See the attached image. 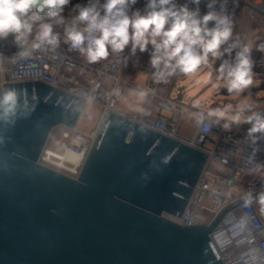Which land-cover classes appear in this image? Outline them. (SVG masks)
<instances>
[{
	"label": "water",
	"instance_id": "water-1",
	"mask_svg": "<svg viewBox=\"0 0 264 264\" xmlns=\"http://www.w3.org/2000/svg\"><path fill=\"white\" fill-rule=\"evenodd\" d=\"M4 89L18 104L0 120V264H226L213 238L248 195L208 223L164 217L181 216L207 153L107 111L73 178L37 159L54 127L76 125L83 99L39 80ZM230 95L217 87L208 107L237 104Z\"/></svg>",
	"mask_w": 264,
	"mask_h": 264
},
{
	"label": "clouds",
	"instance_id": "clouds-1",
	"mask_svg": "<svg viewBox=\"0 0 264 264\" xmlns=\"http://www.w3.org/2000/svg\"><path fill=\"white\" fill-rule=\"evenodd\" d=\"M178 4L177 0H146L143 9L133 8L137 0H81L72 6L71 21L64 16L70 0H0V40L11 36L18 47L20 60L35 53H55L61 41L70 50L78 51L89 63L120 57L127 49L150 51L151 78L156 83H167L178 74H195L207 69L205 82L213 72L217 83L228 94L239 96L254 84L251 49L239 39H232V19L226 9V0H207V11L201 13V0ZM83 25V28L80 27ZM63 28V36L56 29ZM257 50L264 53V44ZM217 62H219L217 64ZM143 102L150 89L130 90ZM109 97H121L114 88ZM18 92L0 90V120L15 113ZM188 112L202 130L213 127L231 131L233 126L249 125L247 136L256 143L264 138V111L258 110L247 99L235 105L200 108ZM131 110L144 116L149 112L139 104ZM264 172V164L256 166ZM264 212V193L258 197ZM251 202L249 194L246 203Z\"/></svg>",
	"mask_w": 264,
	"mask_h": 264
},
{
	"label": "built area",
	"instance_id": "built-area-1",
	"mask_svg": "<svg viewBox=\"0 0 264 264\" xmlns=\"http://www.w3.org/2000/svg\"><path fill=\"white\" fill-rule=\"evenodd\" d=\"M177 3H188L190 8L195 7L190 0H177ZM206 3L207 0H201L199 7L202 14L207 11ZM226 9L231 18L241 13L253 19L259 18L264 30L263 0H226ZM71 19L72 17L68 18L69 21ZM80 27L83 28V25ZM61 35L63 36V29ZM232 39H238L234 31ZM260 44H264V38L254 44L257 56L253 65L264 70V53L257 50ZM6 48L4 51L0 49V89L6 82L39 80L83 99L81 115L74 127H54L58 129L55 135L57 146L50 145L48 139L37 159L40 164L76 178L97 136L105 113L113 111L125 114L117 109L119 98L109 97L111 90L119 88L122 95L124 87L150 89L145 109L148 111L150 108L155 115H125L207 153L203 170L181 216L166 214L165 217L182 226L208 223L222 207L251 194L250 203H246L247 197L228 210L222 221L225 219L227 225L238 232V241L264 264V212H257L253 204L254 195L264 188V172L255 170L257 165L264 164V157H261L264 155V138L252 143L247 136L249 125H234L231 131L216 126L205 132L197 124L193 134L186 136L178 130L180 120L184 113L197 109L191 102L178 100L175 96L161 95L158 91L160 83L151 78L149 65L139 66L138 69L145 75V80L143 86H138L134 83L132 75L126 76L123 73L122 56H110L106 60L89 63L78 51L70 50L69 46L61 41L55 53L37 52L29 59L20 60L16 55L19 49L13 38ZM184 76L185 74H178L173 77L181 79ZM90 104L92 108H96V114L86 110ZM163 108L170 109L171 116H162L160 110ZM82 120L90 122L93 126L88 130L80 129ZM61 144L63 147L58 153L57 148ZM68 151L77 158L59 157V154L64 156Z\"/></svg>",
	"mask_w": 264,
	"mask_h": 264
},
{
	"label": "rangeland",
	"instance_id": "rangeland-1",
	"mask_svg": "<svg viewBox=\"0 0 264 264\" xmlns=\"http://www.w3.org/2000/svg\"><path fill=\"white\" fill-rule=\"evenodd\" d=\"M71 9H67L68 10L66 12V14H67L66 18L67 19L70 18V17H73L75 15L72 12ZM207 71H208L207 69H203L202 71H198L195 74H189L188 77L186 78V80H183V82H181V83L177 82V83L174 84V83H172V80H171V82L168 81L167 83H161L160 84V88H159V92L161 94H164L165 96L174 97L176 95V93H177V89H180L182 86H184L185 88L183 90V92H184L183 101L184 102H190L191 100H193L192 101V105H194L197 101H199L200 102V106H203V107L206 108L210 104L212 95L215 93V89L217 88V87H214V84L217 83L215 72H213L211 80H209L208 82H205ZM254 75H255V73H254ZM197 76H198L199 83H198V81H196L197 79H194ZM140 78H141V71H139L138 74H137V81L138 82H139ZM190 82H194V84L189 86ZM261 84H262V82L255 84V87L257 89V94H258L257 95L258 98L255 97L256 100H260L261 98L262 99L264 98V88L260 87ZM130 90H133V89H131L130 87H124V91H123L121 97L119 98V99H121V101H120V103H119V105L117 107V109L119 111H120L119 108L121 106L128 108V107H131V106H134V105H137V104H139L141 107L145 108L147 101L144 100L143 102H139L137 100V97L131 94ZM126 95H128V96H126ZM243 95H244V93L239 95V96L230 95L229 98L231 100H235V101H237V103H239L240 101L243 100ZM250 97H252V99H253V95L250 94ZM214 100H217V99H214ZM263 103H264V101H263ZM227 105H230V104H227ZM256 108L258 110L262 109V107H258V106H256ZM86 110L88 112L96 114V112H95L96 108L94 106L92 108L91 104L88 106V108ZM129 112L137 113V112L132 111V110H130ZM194 121H195V119L191 118L188 115V113H184L183 116H182L181 122H180V127H179L180 131L184 132L189 125L194 123ZM92 126H93V124H91L90 122H88L86 120H82L81 123L79 124V128L82 129V130H88ZM57 130H58L57 128H53V131L51 133V137L49 138V144L52 145L53 147L57 146V144L55 142V138H56L55 135H56ZM62 147L63 146L61 144L57 148V152L58 153H60ZM60 155L61 154H59V156ZM261 193H264V191L260 192V194ZM259 195H258V197H259ZM253 204H254V201H253ZM255 204L261 206L259 204L258 198L255 200ZM165 216H166V214H164V217ZM231 233H233L232 230H231ZM234 247H235V244H234Z\"/></svg>",
	"mask_w": 264,
	"mask_h": 264
},
{
	"label": "crops",
	"instance_id": "crops-1",
	"mask_svg": "<svg viewBox=\"0 0 264 264\" xmlns=\"http://www.w3.org/2000/svg\"><path fill=\"white\" fill-rule=\"evenodd\" d=\"M263 9H264V0H263ZM231 19H232V28H233V31L235 32V34L237 35V38L239 39V41L241 42L242 45H247L251 49V61L253 64L254 60L257 56V52L254 50V44L257 40L264 38V30H263L262 25L260 23V19L259 18H257V19L250 18L245 13L238 14L237 16H234ZM217 64H218V62H217ZM138 68H139V66L131 75L134 77L133 81L136 85L143 86L144 80H145V75L141 72V78L139 79V82H138L137 81V74L140 71ZM253 72L255 73L254 84L248 90L245 91V93L243 95V100L247 99L248 101L253 102L255 104V106L262 107L261 110L264 111V103H263L264 98L263 99L261 98L260 100L255 99V97H257V95H258L255 84L262 82L260 87L264 88V70L257 68L253 65ZM126 76H129V75H126ZM215 76H216V74H215ZM187 77H188V75H185L181 79L171 77L169 79V81L171 82V80H172V83H174V84L177 82L181 83V82H183V80H186ZM194 79H197L196 81H198V76ZM198 83H199V81H198ZM193 84H194V82H190L189 86L193 85ZM159 88H160V85H159ZM159 88H158V91H159ZM131 89H135V88H131ZM250 94L253 95V99H252V97H250ZM161 95L165 96L164 94H161ZM126 96H128V95H126ZM147 99H148V97L145 98L146 101H147ZM180 100H183V97ZM120 101H121V99H118L117 107H118ZM192 101L193 100H191L190 102L192 103ZM146 106H147V102H146ZM146 106H145V108H146ZM200 108L204 109L205 107L200 106ZM119 109L121 112L128 114V115H132V114L140 115V113L129 112L131 110V107L126 108V107L121 106ZM148 112L150 115H155L154 112H151L150 108H148ZM160 114L164 117L171 116V110L168 108H163L160 110ZM180 122H181V120H180ZM196 125H197V122L195 120L194 123L189 125L187 127V129L183 132V131H180V129H179L180 124H179L178 130L180 133H182L186 136H191L195 130ZM259 194L260 193L256 194L253 198L254 206H255L257 212L261 211V206L255 204V200L258 198Z\"/></svg>",
	"mask_w": 264,
	"mask_h": 264
},
{
	"label": "bare ground",
	"instance_id": "bare-ground-1",
	"mask_svg": "<svg viewBox=\"0 0 264 264\" xmlns=\"http://www.w3.org/2000/svg\"><path fill=\"white\" fill-rule=\"evenodd\" d=\"M59 157L66 159H76L77 156L69 151L61 154ZM231 230L233 233H231ZM237 233L232 227L227 225L225 219L220 222L218 232L214 235V243L216 248L223 256L226 264H262L261 259L248 252L237 238ZM237 239V240H236ZM235 244V247H234ZM246 253V254H245ZM231 254V255H230Z\"/></svg>",
	"mask_w": 264,
	"mask_h": 264
},
{
	"label": "trees",
	"instance_id": "trees-1",
	"mask_svg": "<svg viewBox=\"0 0 264 264\" xmlns=\"http://www.w3.org/2000/svg\"><path fill=\"white\" fill-rule=\"evenodd\" d=\"M81 0H70V3L65 6V11H64V16L66 17V12L68 11L67 9H71L72 6L75 3H79ZM146 4V0H137V3L133 6V8H139L143 9ZM63 28H58L56 29L57 31L61 32ZM12 37L9 36L5 40H0V49L1 50H6L7 46L11 44ZM123 58L122 62V68H123V73L125 75H131L140 64H145L149 65V56H150V51H146L144 53H141L137 51L135 55H132L127 49L125 52L121 55ZM262 158L264 155L261 156Z\"/></svg>",
	"mask_w": 264,
	"mask_h": 264
}]
</instances>
